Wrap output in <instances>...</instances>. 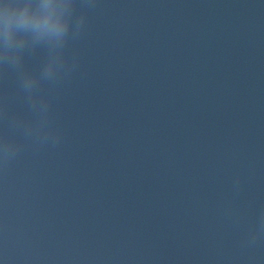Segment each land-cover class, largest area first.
<instances>
[{
    "label": "water",
    "instance_id": "1",
    "mask_svg": "<svg viewBox=\"0 0 264 264\" xmlns=\"http://www.w3.org/2000/svg\"><path fill=\"white\" fill-rule=\"evenodd\" d=\"M60 55L46 112L0 68V264H264V0H74Z\"/></svg>",
    "mask_w": 264,
    "mask_h": 264
},
{
    "label": "clouds",
    "instance_id": "2",
    "mask_svg": "<svg viewBox=\"0 0 264 264\" xmlns=\"http://www.w3.org/2000/svg\"><path fill=\"white\" fill-rule=\"evenodd\" d=\"M74 0H0V68L18 71L22 90L27 93L34 107L47 111V103L34 96L41 80H53L63 68L60 52L72 26ZM83 23L80 17L77 31ZM49 48V59L39 76L23 70L24 55L38 45ZM29 125V131H32ZM43 132V123L35 127ZM18 150L14 143L5 141L2 146L5 162ZM260 231L264 232V215Z\"/></svg>",
    "mask_w": 264,
    "mask_h": 264
}]
</instances>
